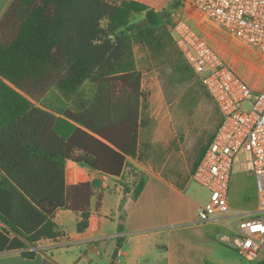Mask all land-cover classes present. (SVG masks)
<instances>
[{
	"label": "trees",
	"instance_id": "trees-1",
	"mask_svg": "<svg viewBox=\"0 0 264 264\" xmlns=\"http://www.w3.org/2000/svg\"><path fill=\"white\" fill-rule=\"evenodd\" d=\"M167 1L11 0L6 7L0 17V253L32 257L36 242L59 235L60 209L80 214L77 230L87 227L91 200L96 197L97 209L102 190L67 184V161L115 178L138 155L136 120L97 126L85 112L57 116L33 101L52 86L71 99L88 79L116 78L137 89L132 35L164 38ZM140 13L144 24L131 23ZM129 174L137 197L144 178L133 169Z\"/></svg>",
	"mask_w": 264,
	"mask_h": 264
},
{
	"label": "crops",
	"instance_id": "crops-1",
	"mask_svg": "<svg viewBox=\"0 0 264 264\" xmlns=\"http://www.w3.org/2000/svg\"><path fill=\"white\" fill-rule=\"evenodd\" d=\"M10 1L0 0V17ZM174 1L168 0L163 7L174 10L169 8ZM187 8L190 7L183 5L188 17L196 15V11ZM144 17V13L133 14L131 23L144 24ZM192 21L203 35L211 34L216 44L217 41L222 45L225 43V51L231 56V51H238L236 41L221 27L214 30L211 26H201L200 21ZM213 135L202 147L200 156H196L193 167L185 162L182 154L172 153L168 144L171 136L166 129L153 131L144 145H141L139 137L138 155L127 158L119 177H109L67 161V184L89 182L94 190H102L101 204L97 209L96 197L91 200L87 227L77 230L80 214L60 209L54 217L60 231L56 238L36 242L32 257L24 256L20 251L0 253V264H242L235 259L238 252L219 239L221 234L229 233L231 229L217 217L209 222H201L197 217L198 209L207 203L209 194L204 204L196 199L198 188L202 187L192 182L191 175ZM242 156L247 161L245 153L237 158ZM132 169L144 178L143 188L137 197H133V177L129 174ZM248 176L250 189L257 192L250 167ZM238 201V197L229 195L228 190L233 219L255 213L258 198L256 207L250 211L238 210ZM3 226L0 222V227ZM116 248L117 256L112 259Z\"/></svg>",
	"mask_w": 264,
	"mask_h": 264
},
{
	"label": "built area",
	"instance_id": "built-area-1",
	"mask_svg": "<svg viewBox=\"0 0 264 264\" xmlns=\"http://www.w3.org/2000/svg\"><path fill=\"white\" fill-rule=\"evenodd\" d=\"M183 4L236 41L239 49L233 56L237 60L244 56L241 46L264 58V0H183ZM169 33L220 116L213 138L191 175L192 182L209 194L197 217L201 222L221 219L231 229L220 235L221 242L245 259L264 264V87L247 81L239 66L235 67L183 17L176 16ZM237 63H245L249 72L257 75L256 80L264 78V63L249 59ZM241 153L248 155L258 205L252 216L233 219L228 204L230 172Z\"/></svg>",
	"mask_w": 264,
	"mask_h": 264
},
{
	"label": "rangeland",
	"instance_id": "rangeland-1",
	"mask_svg": "<svg viewBox=\"0 0 264 264\" xmlns=\"http://www.w3.org/2000/svg\"><path fill=\"white\" fill-rule=\"evenodd\" d=\"M183 5L181 3L178 8L169 11L165 30L161 32L164 38L154 36L143 39L136 33L132 35L135 69L140 75V85L137 89H132L116 78L103 81L88 79L71 99L65 98L56 86H52L41 99L33 101V104L57 116L62 115L65 110L85 112L97 126L109 125L124 117H130L140 125L141 145L146 144L148 136L153 131L161 132L166 129L171 136L168 144L172 153L179 156L182 154L185 162L193 167L194 161L202 152V147L217 128L220 116L200 81L179 53L170 36L169 28L177 15L183 17L196 30L198 29L192 19L200 21L201 26H211L214 30L218 25L208 21L198 12L195 17H188ZM169 8H172V5ZM102 23L105 25L106 22ZM205 36L209 41L212 40V45L221 54L235 63V67L239 65L241 68L244 67L247 81L256 82V86L264 87V79L256 80L257 75L249 72L245 63H237L239 60L249 59L259 61L262 65L263 57L256 51L241 46L244 56L237 60L225 51V43L222 45L217 41L216 44V39L209 33ZM231 53L234 54L233 51ZM249 167L242 156L241 159H235L230 172L229 195L238 197L237 208L240 211L253 210L257 204V192L249 187ZM207 196L206 189L198 188L195 197L199 202L204 204ZM235 256L242 264L258 262L249 261L238 253Z\"/></svg>",
	"mask_w": 264,
	"mask_h": 264
},
{
	"label": "water",
	"instance_id": "water-1",
	"mask_svg": "<svg viewBox=\"0 0 264 264\" xmlns=\"http://www.w3.org/2000/svg\"><path fill=\"white\" fill-rule=\"evenodd\" d=\"M117 251H118V248H116V249L114 250V253H113L112 259H115V258H116V256H117Z\"/></svg>",
	"mask_w": 264,
	"mask_h": 264
}]
</instances>
